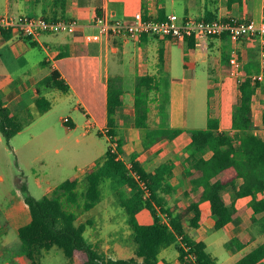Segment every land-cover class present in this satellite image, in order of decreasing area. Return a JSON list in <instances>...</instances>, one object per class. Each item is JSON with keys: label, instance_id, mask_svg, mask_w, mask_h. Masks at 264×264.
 Segmentation results:
<instances>
[{"label": "crops", "instance_id": "0c3cea01", "mask_svg": "<svg viewBox=\"0 0 264 264\" xmlns=\"http://www.w3.org/2000/svg\"><path fill=\"white\" fill-rule=\"evenodd\" d=\"M62 8L66 9L64 14ZM98 10L112 20L126 23L134 21L137 13L156 20L175 15L179 22L188 18L235 17L259 23L263 19L264 0H234L231 5L229 0H0V19L43 17L53 21H73L77 25L75 32L44 34L35 39H25L14 29H6L9 38L0 34V95L12 116L24 125L11 142L29 132L30 143L42 137L46 145L57 139L56 126L64 133L60 141L65 150L70 148V132L80 127L84 128V134L97 129L109 140L108 92L110 88L119 89L123 93L122 106L115 114L114 136L111 137L115 145L112 148L115 150L118 142L122 143L121 159L125 161L129 157L130 164L133 160L140 162L150 173L164 163L178 168L179 172L174 170L170 179L176 191L166 198L168 201V197L183 200L186 203L183 208H186L203 191L192 190L186 179L185 150L192 141L189 131L207 129L212 119L219 123V132L231 136L237 133L232 128L233 113L240 105L239 86L246 76L242 81L232 77L230 61L237 54L244 71L251 61H255L259 71L253 76L260 74L262 67L258 46L245 41L235 48L227 37L211 38L201 47L191 45L189 40L151 36H143L136 41L103 38L99 42H88L86 36L98 32L94 26ZM53 72H57L60 80L68 85L67 93L53 87ZM146 77H152V87L159 88L158 92L151 94L149 101L147 124L154 131V137L158 138L151 145H147V131L136 126V90L139 79ZM200 83H204L207 89V100L191 104L189 96ZM257 83L252 101V133L264 139V77ZM41 98L51 103V109L45 114H39L37 103ZM54 110L62 113L55 124L48 117ZM39 118L46 119L41 126L33 127ZM65 119L69 122L65 123ZM81 120L82 126L79 124ZM175 129L183 132L176 138H168ZM211 156L208 153L206 158ZM97 163L94 162L84 175L73 179L80 181ZM240 184L239 181L237 185ZM17 192L21 194V189ZM258 197L263 198L264 193ZM223 198L226 205L236 204L238 209H245L250 218L256 219L254 224L247 225L237 218L220 230L229 236L223 242L225 255L223 252L208 251L210 245H214V241H208L216 223L210 202L199 204L198 227H187L186 234L196 243L206 245L215 264H238L254 249L264 245V214H255L253 198H238L231 187L224 192ZM4 200L0 204V264H22L18 229L29 221L28 207L21 195L15 197L7 193ZM193 217L194 213H191L189 218ZM87 232L88 229L85 231L88 239ZM88 241L108 258L126 259L112 258L103 247L98 246V241ZM134 254L135 250L127 257L132 258ZM179 256L176 246H171L161 251L158 264H181ZM69 264H78V261L74 259Z\"/></svg>", "mask_w": 264, "mask_h": 264}, {"label": "trees", "instance_id": "16d2710c", "mask_svg": "<svg viewBox=\"0 0 264 264\" xmlns=\"http://www.w3.org/2000/svg\"><path fill=\"white\" fill-rule=\"evenodd\" d=\"M233 2L234 0H229L230 5ZM65 10L62 8L63 14ZM101 14L98 10L97 15ZM0 34L5 38L10 37L6 29L0 28ZM188 40L194 45L192 39ZM258 68L255 61L245 67L246 77L239 86L240 105L235 107L233 113L232 128L237 132L234 136L219 132V123L212 119L209 120L207 129L189 131L192 141L185 150V174L192 190H203L196 201L179 211L176 205L171 206L166 197L172 196L176 191L170 184V179L173 171L179 172V169L170 163H164L154 173H150L140 162L133 160L128 165L120 157L122 143L118 142L115 150L109 146L104 159L87 172L86 186L82 192L79 191V181L72 179L60 184L51 197L46 196L41 200L33 196L25 197L29 221L18 229L21 263L40 264L45 252L59 248L70 262L78 259V264H158L161 251L176 246L181 264H215L206 245L196 243L186 234L187 227H198L199 204L202 201L210 202L216 221L215 230L225 228L237 218L247 225L256 222L254 217L250 218L246 214L245 209H238L236 204L226 205L223 194L229 187L235 190L238 198L251 196L255 214H264V197H258L264 193V139L252 133V101L258 83L253 84L251 77L259 71ZM51 79L53 87L65 93L69 91L68 85L60 80L57 72L52 73ZM151 83H154L152 77L139 79L135 95L136 126L147 131V145L158 141L147 124L150 96L159 90L158 86L152 87ZM122 94L121 90L114 88H110L108 92L109 138L114 136L112 129L115 127L116 111L122 106ZM37 106L39 114H45L51 109V103L44 98L39 99ZM23 128V123L12 116L0 95V133L9 146ZM182 132L180 129L172 130L168 138H176ZM99 136L102 137V134L99 133ZM208 153L212 154L210 158H206ZM106 181H109L110 187L118 194L121 207L128 216L135 243L132 258H108L85 237L90 222L78 225L77 213L69 209L78 207L85 212L93 210L102 199V186ZM239 181L241 184L238 186ZM18 183L19 188L27 193V186L22 185L20 180ZM126 188L130 191L126 192ZM144 211L150 213L152 222H139L138 216ZM191 213H194L193 218H189ZM184 246L190 248V251L187 252ZM191 255L195 256V261L189 258ZM261 263H264V245L238 262Z\"/></svg>", "mask_w": 264, "mask_h": 264}, {"label": "rangeland", "instance_id": "374dc122", "mask_svg": "<svg viewBox=\"0 0 264 264\" xmlns=\"http://www.w3.org/2000/svg\"><path fill=\"white\" fill-rule=\"evenodd\" d=\"M204 86V83H200L191 92L189 96L191 104L194 101L207 100V89ZM77 113L79 114V112ZM61 114L60 111L54 110L48 117H51L50 121L55 124ZM44 119L46 118H39L33 127L41 126ZM79 124L82 126V120ZM55 130L57 139L46 145L45 139L42 137H37L30 143L29 132H24L14 142H10L9 146L0 133V178H2L0 180V204L4 203L7 193H12L15 197L21 195L22 198L33 196L37 200L46 196L51 197L54 191L52 188L58 187L67 180L78 179L84 175V172L94 162L104 159L109 145L111 147L115 145V140L99 136L97 129H92L88 134H84V128L80 127L70 132V148L65 150L60 141L64 138V133L59 126H56ZM125 161L130 165L129 157H126ZM85 178L86 176L79 181L80 192L85 189ZM19 179H21L22 185L27 186V193L21 190V194L18 195ZM125 190L126 192L130 191L129 188ZM102 191L101 201L91 212H85L78 207L69 209L77 213L78 225L90 222L87 228L88 239L92 242L98 241V246L103 247L108 256L129 258L127 256L134 253L135 243L132 229L128 224V216L121 207L118 194L110 187L109 181L103 184ZM168 199L171 206L178 207V211L183 209V205L186 204L183 200L169 197ZM138 220L141 224H148L152 221V217L149 212H143L138 216ZM228 239L227 232L214 230L208 241L209 243L214 241V245H210L208 251L210 253L223 252L225 255L226 248H224L223 242ZM118 250L119 252H117ZM40 264H69V259L66 258L62 250L53 248L44 253Z\"/></svg>", "mask_w": 264, "mask_h": 264}, {"label": "built area", "instance_id": "2783aa9c", "mask_svg": "<svg viewBox=\"0 0 264 264\" xmlns=\"http://www.w3.org/2000/svg\"><path fill=\"white\" fill-rule=\"evenodd\" d=\"M94 26L98 32L94 35L86 36L88 42H99L103 38H122L136 41L143 36L171 38L180 41L192 39L196 46H203L211 38L227 37L231 40L235 48L243 42L256 44L259 49V57L262 72L251 77L253 84L261 81L264 77V14L261 22L241 20L233 17H225L207 21L199 18H188L179 22L175 15H169L164 20L145 18L142 13L134 16V21L126 23L120 20H112L107 15H97L94 19ZM0 28L14 29L25 39H35L44 34H59L64 32H75L77 25L73 21L63 19L48 20L46 18H31L20 16L18 18L3 17L0 19ZM230 74L232 77L242 78L246 76L243 66H241L237 54L230 61ZM65 123L69 119L64 120ZM111 139V138H110ZM146 190V187L143 185ZM182 240V238H180ZM188 252L190 248L185 247ZM195 261V256L189 257Z\"/></svg>", "mask_w": 264, "mask_h": 264}]
</instances>
